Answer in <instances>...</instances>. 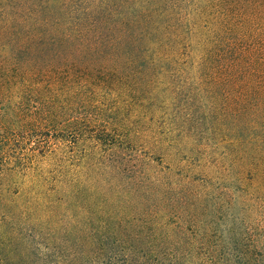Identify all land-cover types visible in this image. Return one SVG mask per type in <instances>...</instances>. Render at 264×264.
I'll return each mask as SVG.
<instances>
[{
  "label": "trees",
  "instance_id": "1",
  "mask_svg": "<svg viewBox=\"0 0 264 264\" xmlns=\"http://www.w3.org/2000/svg\"><path fill=\"white\" fill-rule=\"evenodd\" d=\"M48 4L51 20L28 0L0 25V223L42 236L59 264H264V0H97L75 25ZM42 34L70 46L49 55ZM77 75L124 101L60 121L86 101L44 94L72 95ZM140 96L147 135L121 118ZM41 135L68 157L84 146L105 180L88 196L73 181L25 189L13 176Z\"/></svg>",
  "mask_w": 264,
  "mask_h": 264
},
{
  "label": "rangeland",
  "instance_id": "2",
  "mask_svg": "<svg viewBox=\"0 0 264 264\" xmlns=\"http://www.w3.org/2000/svg\"><path fill=\"white\" fill-rule=\"evenodd\" d=\"M27 1L28 0H0V25H5V23L10 22L11 19H13V21L17 20L18 22L22 21L25 15L24 8L26 7ZM93 1L96 3L97 0H51L50 5H52V7L64 6L66 15L70 18L71 24L75 25L83 15L85 16L87 12L95 6L92 5ZM30 3L34 5L38 4V7H42L46 14L42 17H47L44 19L51 20V17H48V0H30ZM42 35L47 36L45 40L48 41H44L41 45L43 46V51L49 55L54 54L53 52L56 51L63 53L65 49L70 46L51 41V39L55 38L53 34ZM0 45L2 50L11 48L9 44L3 46L5 42H0ZM32 46L35 47V45L28 44L20 52L27 53L28 51H32ZM73 81L76 82V85H72L75 87L73 88L72 95L68 94L70 90L60 89V84H57L58 89H53L55 87H52L44 94V97H49L47 100L48 102H55L50 101L53 97H55V100H60L58 101L59 103H63L64 101L73 103H81L80 100L86 101V107L82 104H77V107L74 108L73 111H70L68 115L62 117L63 119L60 121L64 122L81 115L84 119L91 118V115L94 116L95 110L98 108L93 107L92 103L99 106L100 102H104L107 108H112L117 105L119 100L124 101L125 99V97L117 96L112 86L108 87L107 85H103V87L99 88L95 87L94 83L89 85L87 83L78 85V83L81 84L83 81H86L84 77L83 80L80 79V75H77ZM96 91L100 93H95ZM139 98L140 99L135 101L132 100L128 104L129 107L126 108L125 115L121 118L125 119V122L130 123L129 128L131 131L137 132L136 130H139V135H147V126L135 125L133 120H137L138 115L144 118L142 113L147 111L152 105L150 100L143 99L142 101V96ZM98 99L100 100L99 102H97ZM124 103L125 102L120 103L118 107H123ZM137 103L143 104V106L138 108ZM113 112H107L108 115L105 116V119L109 120ZM87 114L88 116H83ZM115 116L119 117L121 115L117 113ZM197 137L201 144L209 145L207 148L204 147L203 149H206L204 151L206 154L210 152V154L207 155V157L209 156L208 160L214 163L219 157V152L222 150V148L218 147V137L210 135L205 128H203V131H201L200 135L198 134ZM25 142L23 148L24 152L21 153L23 160H20L24 166L20 167V170H18L20 173H16L13 176V180L17 181L18 184H23L25 189H27L28 184L36 185L41 183L40 186L37 187V190L34 191V195L36 196H40L46 192L53 193L54 189H59L61 183H68L69 181L75 182L76 185L81 187L80 189L83 191V195L88 196L97 188L96 185H99L105 180L103 179L105 175L97 171V166L93 158L82 160L83 151L85 150L84 146L78 147L77 151L70 152V156L68 157L69 152L67 154L65 152L58 153L53 151V149L57 147V144L51 137L45 135L34 136L27 138ZM41 146L45 147L41 149ZM203 160L204 158L202 161ZM192 162L195 164L199 161L196 159ZM107 175L110 177L108 173ZM33 177L36 178L37 182L31 183ZM28 189H30V187ZM29 230L30 228H17L9 225L4 226L0 223V264H59L63 258H60L58 255H50V251L52 250H50L49 244L51 243H46L47 240H42V236H34V232ZM67 252L71 253V250Z\"/></svg>",
  "mask_w": 264,
  "mask_h": 264
}]
</instances>
